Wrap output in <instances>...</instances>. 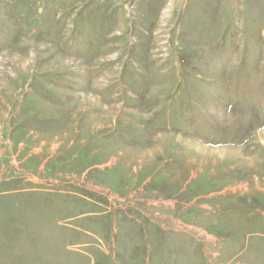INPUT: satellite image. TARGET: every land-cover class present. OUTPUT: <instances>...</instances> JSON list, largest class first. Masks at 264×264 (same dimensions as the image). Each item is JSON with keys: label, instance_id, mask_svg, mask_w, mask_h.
<instances>
[{"label": "rangeland", "instance_id": "obj_1", "mask_svg": "<svg viewBox=\"0 0 264 264\" xmlns=\"http://www.w3.org/2000/svg\"><path fill=\"white\" fill-rule=\"evenodd\" d=\"M0 264H264V0H0Z\"/></svg>", "mask_w": 264, "mask_h": 264}, {"label": "bare ground", "instance_id": "obj_2", "mask_svg": "<svg viewBox=\"0 0 264 264\" xmlns=\"http://www.w3.org/2000/svg\"><path fill=\"white\" fill-rule=\"evenodd\" d=\"M136 122V121H135Z\"/></svg>", "mask_w": 264, "mask_h": 264}]
</instances>
